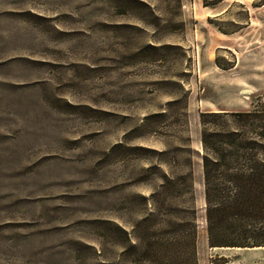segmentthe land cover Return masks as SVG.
<instances>
[{
  "label": "rangeland",
  "instance_id": "rangeland-1",
  "mask_svg": "<svg viewBox=\"0 0 264 264\" xmlns=\"http://www.w3.org/2000/svg\"><path fill=\"white\" fill-rule=\"evenodd\" d=\"M261 107L264 0H0V264H264L209 244L201 124Z\"/></svg>",
  "mask_w": 264,
  "mask_h": 264
},
{
  "label": "trees",
  "instance_id": "trees-1",
  "mask_svg": "<svg viewBox=\"0 0 264 264\" xmlns=\"http://www.w3.org/2000/svg\"><path fill=\"white\" fill-rule=\"evenodd\" d=\"M201 124L209 244L264 247V107L203 113ZM165 179L178 196L188 187Z\"/></svg>",
  "mask_w": 264,
  "mask_h": 264
}]
</instances>
